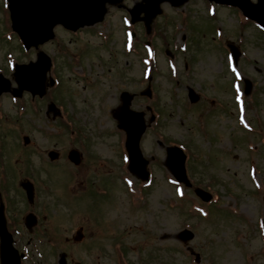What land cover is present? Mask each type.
Listing matches in <instances>:
<instances>
[{
    "label": "rangeland",
    "instance_id": "374dc122",
    "mask_svg": "<svg viewBox=\"0 0 264 264\" xmlns=\"http://www.w3.org/2000/svg\"><path fill=\"white\" fill-rule=\"evenodd\" d=\"M135 1L109 6L102 23L77 34L57 27L56 39L41 45L57 61L63 80L59 93L50 95L65 104L83 130V145L46 115L47 101L40 113L27 112L22 118L24 131L16 127V108L4 98L7 117L0 123V157L6 159L8 173L16 172L20 182L31 180L37 190L35 203L30 204L17 180L5 188L0 185L9 214L21 223L19 233L14 232L16 241L32 236L42 243L30 250L26 264H38L45 255L49 263L57 264L63 251L84 264H195L187 245L201 254L202 264H264V32L255 22L242 19L237 8L210 5L208 0H190L178 7L164 3L151 34L141 22L134 26L133 43L139 46L129 53L132 39L124 17ZM6 12L0 0V32L12 38ZM1 33V66L6 67V52L25 62L36 57L35 49L19 52L16 40L5 42ZM151 38L154 47L145 50L142 42ZM228 41L241 50L237 65L230 57L227 60ZM77 56L81 61L75 64ZM150 73L154 93L149 101L139 93L147 88ZM243 76L251 83L253 96L245 95L246 108H237L231 85L234 80L242 88ZM188 87L200 93L198 102H189ZM124 90L137 93L132 108L141 111L150 104L160 114L140 142L153 173L152 185H143L147 189L136 178V185L123 180L122 133L111 110L120 104ZM213 97L223 107L217 109L219 104L210 101ZM237 115L254 129H244ZM19 130L21 139L23 134L31 137L23 150ZM9 133L12 136H6ZM170 139L187 146L186 167L194 184L217 194L207 220L189 210L192 203L199 204L193 190L180 191L168 181L171 174L164 162ZM73 147L82 157L76 166L67 161ZM53 149L62 152L58 160L50 159ZM252 164L258 169L254 179ZM181 194L185 196L179 199ZM29 207L41 216L33 234L24 225ZM80 227L86 233L82 243L72 240ZM185 227L196 233L188 244L177 238Z\"/></svg>",
    "mask_w": 264,
    "mask_h": 264
},
{
    "label": "water",
    "instance_id": "95a60500",
    "mask_svg": "<svg viewBox=\"0 0 264 264\" xmlns=\"http://www.w3.org/2000/svg\"><path fill=\"white\" fill-rule=\"evenodd\" d=\"M12 11L13 27L20 33L26 45H37L39 42L47 40L53 36L52 27L57 22H62L68 27L77 28L79 25L92 24L103 18L106 11L105 3H114L117 0H9ZM163 1H170L172 5H180L187 0H143L131 9L133 20L140 19V14L145 13L144 19L149 26L158 13L161 12L160 3ZM221 4H231L239 6L245 15L250 18L258 20L264 25V0H258L253 3L251 0H214ZM235 59L238 58L236 48H233ZM47 56L44 53L39 54V60H45ZM49 65V64H48ZM28 72L31 69L26 67ZM25 67H22L21 85L22 88H30V77L25 73ZM29 78H27L26 76ZM33 83H39L38 76H33ZM143 93H148L145 91ZM123 104L117 110L116 115L120 121V127L125 129L128 135V148L131 154V170L134 171L138 167L144 171L146 161L142 159V154L139 148V141L142 133L146 128L144 113L136 112L129 108L132 95L123 93ZM169 157L168 164L172 168L174 175L180 181H185L189 184L185 168L184 155L177 149H168ZM79 162V160H76ZM134 169V170H133ZM136 170L142 178L147 177V172ZM196 193L204 200H210L211 195L204 190L197 188ZM29 198L33 197L30 190L28 192ZM35 224V218L32 215L28 216L27 225L31 228ZM0 232L3 238L1 254L3 264H20V256L12 246V239L7 233L6 222L3 214V206L0 207ZM186 232V231H185ZM183 232L182 235L185 233ZM186 235V234H185ZM79 236H77L78 238ZM188 234L187 238H190ZM60 264H66L65 254L60 259Z\"/></svg>",
    "mask_w": 264,
    "mask_h": 264
},
{
    "label": "flooded vegetation",
    "instance_id": "af4514ba",
    "mask_svg": "<svg viewBox=\"0 0 264 264\" xmlns=\"http://www.w3.org/2000/svg\"><path fill=\"white\" fill-rule=\"evenodd\" d=\"M63 108H61V110H62ZM8 159H12V158H8ZM5 160L6 159H4V157H0V161H1V163H4V165L5 166H3V167H0V185L3 187V188H5L6 186L8 187V183H10L11 184V181L10 180H13V181H15V180H17L18 181V183L20 182V180L19 179H17V177H16V175L15 174H17L16 172H14V174L12 175V174H10V173H8L6 170H7V168H6V164H5ZM17 160L18 161H21L20 160V158H17ZM3 168H4V170H3ZM5 171V172H4ZM6 173V174H5ZM6 175H7V179H6ZM19 184H21V182L19 183ZM16 185V184H15ZM1 186H0V189H1ZM2 190V189H1ZM1 193V195H0V197L1 198H4V200H5V203H6V212L8 213V228H9V230H11V232H15V230H16V232L18 233V231H17V229H18V227L20 226V222H18L19 221V219H18V221H17V219L15 220L14 218H12L11 217V215L9 214V212H8V204H7V200H6V197H5V195H4V192L3 191H1L0 192ZM15 235V234H14ZM86 239V233H83V237H81V239L79 240V242L78 243H82L84 240ZM70 239L69 238H66V241H69ZM72 240H74V239H72ZM16 241V240H15ZM18 243H20V245L18 246ZM15 245L16 246H18V248L22 251V249H26V251L29 249V247L32 245V238H26V239H23V240H18V242L16 241V243H15ZM23 245H26L24 248H22L23 247ZM44 260H46L47 261V258H45V259H43V260H39V262H41V263H43V261ZM48 263H49V261H47ZM67 262H68V264L70 263H72V264H74L75 263V261H74V259L73 258H69L68 257V254H67ZM77 262H79L80 264H84V262H81V261H77ZM53 264V263H52Z\"/></svg>",
    "mask_w": 264,
    "mask_h": 264
}]
</instances>
